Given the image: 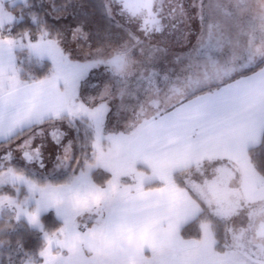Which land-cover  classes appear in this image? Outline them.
<instances>
[{
  "label": "snow or ice",
  "instance_id": "6c2138e0",
  "mask_svg": "<svg viewBox=\"0 0 264 264\" xmlns=\"http://www.w3.org/2000/svg\"><path fill=\"white\" fill-rule=\"evenodd\" d=\"M13 5L20 11L0 5V216L5 209L11 213L0 230V264H147L145 249L155 256L159 241L178 238L172 218L161 229L153 210L167 213L184 194L163 172L164 186L156 191H145L138 174L136 183H124L117 154L137 145L142 155L169 162L190 156L198 163L206 152L234 160L255 123L264 127V47L217 37L181 64L182 55L169 61V49L152 43V36L163 34L161 21L138 26L148 34L142 40L114 18L121 10L133 16L145 11L150 6L144 0ZM66 16L75 19L60 27L48 20ZM225 42L239 51L222 59ZM135 56L143 57L137 79L147 88L143 98L137 92L129 99L143 121L130 136H105L113 108L118 112L125 103L120 87ZM170 65H180V71ZM169 102L171 110L160 114ZM70 134L73 139H67ZM17 158L32 172L19 168ZM49 162L52 168L41 179L36 170H47ZM98 172L106 178L97 180ZM57 174L63 178H51ZM223 180L221 174L207 192L220 193ZM217 204L221 214L235 210ZM198 211L191 208L193 215ZM49 213L55 218L51 227L43 219ZM21 223L40 234L36 247L15 234ZM205 237L210 238L207 228ZM257 264H264V256Z\"/></svg>",
  "mask_w": 264,
  "mask_h": 264
},
{
  "label": "rangeland",
  "instance_id": "374dc122",
  "mask_svg": "<svg viewBox=\"0 0 264 264\" xmlns=\"http://www.w3.org/2000/svg\"><path fill=\"white\" fill-rule=\"evenodd\" d=\"M188 2L186 7L187 23L182 29H177L171 32V34H165L162 37H155L152 43L160 44L162 47L169 49L168 60L170 61L173 54L179 53L186 47L194 46L196 44V37L200 31H231V15H258L261 13V1L262 0H185ZM86 2V0H84ZM13 3V0H0V5L5 7L6 4ZM59 3V0H57ZM92 4L99 3V0H91ZM203 5V7H201ZM47 8V4L44 5ZM7 10V7H5ZM73 10L76 11V6L73 5ZM250 12V13H249ZM119 25H122L124 29L132 34L140 37L142 40L145 36L140 33L137 28L133 26L132 20L121 11L120 14H116L114 17ZM74 16H66L60 20H53L48 17L50 23L55 24L57 27L62 25H68L74 21ZM186 32V33H185ZM121 35L127 42V33L122 32ZM200 35V34H199ZM143 57L135 56L130 58V66L127 70V78L120 87V93H123V99L125 101L117 112L113 108L112 114L109 115L108 122L105 125L106 130H112L114 128L124 127L125 129H135L143 121V114L137 109L133 112V106L135 105L134 99L129 97H135L139 92L141 98L144 97L142 90L147 87V84L143 80L137 79V73L141 69V61ZM141 86L143 88H141ZM140 87V88H139ZM119 94V93H118ZM96 95V93H92ZM162 107L160 110H163ZM105 136H109L104 134ZM67 139H73L70 134ZM67 140L65 141V143ZM75 147V145H74ZM107 147V144H106ZM2 150V149H0ZM78 152V148H77ZM49 153L45 151L46 159ZM54 159V157H52ZM14 163L23 168V171L32 172L33 166H28L23 160L17 158ZM122 163V162H121ZM124 166V172L126 173L122 180L126 184L136 183V175L138 174L143 178L144 184H163L161 180H156L153 177H146V175L140 171H134L130 174L131 170L126 172L127 168ZM52 168L51 162L48 164V169L39 172L41 179H46V172ZM252 168V167H251ZM252 170V176L245 171L242 172L243 181H235V186L228 181V185L223 180L222 191L218 194H211L207 192L206 186L212 181L216 180L223 173L217 166H206L196 171L185 172L180 175V180L186 186H188L194 195L205 207L208 215L215 220L220 221V237L216 238L215 232L212 231L211 224L205 223L202 228V236L199 240H185L180 236V240L177 242L176 238L165 239L169 243L164 242L165 245L157 247L155 256L152 250L145 249L144 256L147 264H153V260L157 264H257L260 258L264 256V239L258 238L256 232L259 226L264 223V179ZM227 171V169H226ZM231 172V170H230ZM101 174V175H100ZM190 174V175H188ZM189 176V180L185 181V176ZM107 176V173L103 174L99 172L96 175L97 180H103ZM257 177V180L254 178ZM53 179H62V174L52 176ZM173 179L171 178V182ZM230 184V185H229ZM217 200L221 203L230 204L235 210L229 211L227 215L221 214L219 211V205ZM11 213L5 209L3 215L0 216V230L3 229L7 217ZM44 223L51 227L54 224L55 218L53 213H49L44 218ZM18 231L17 235H29V227L26 223H21L16 226ZM205 228H207L210 238L205 237ZM34 241L38 244L40 242V234L36 233ZM15 235L13 236V239Z\"/></svg>",
  "mask_w": 264,
  "mask_h": 264
},
{
  "label": "crops",
  "instance_id": "0c3cea01",
  "mask_svg": "<svg viewBox=\"0 0 264 264\" xmlns=\"http://www.w3.org/2000/svg\"><path fill=\"white\" fill-rule=\"evenodd\" d=\"M260 7L262 8L261 13L258 15H231V31L227 32L224 30L221 31H200L198 36L196 37V44L194 46L186 47L184 50L179 51V53H171L173 55L179 54L184 57L181 60V64H184L187 60H192L196 55L197 46L201 45L203 42L212 39L215 40L217 37L224 39L225 41L228 38H231L234 44L245 45L247 43H251L255 48L264 47V20L261 18L264 17V0L261 1ZM250 13V12H249ZM239 51L236 48H230L229 45L225 42L222 46L219 55L222 59L229 57L233 52ZM170 58L172 60L173 58ZM203 59V56H201ZM170 60V61H171ZM171 67H175L176 70L180 71V65H170ZM140 71V68L137 69ZM140 88V87H139ZM141 88H143L141 86ZM147 88V87H146ZM145 88L142 90L144 93ZM174 102V101H173ZM169 102L166 108L160 110V114H165L167 110H171L172 103ZM140 126L138 125L135 129H125L124 127H116L114 128L115 132L112 130L104 129V134L106 135H132L137 131ZM264 137V127H261L259 123H255L252 133L248 138V142L246 146L243 148L242 153L237 152V156L234 157V160H228L226 158L219 157L210 152H206L199 157V162H192L191 157H185L184 160L178 162H169L165 159H158L154 156H144L140 153V149L137 145L125 146L123 147L119 153L117 154V159L120 162L122 170H124V165L126 166L127 174L131 170L130 174L134 171H137L138 168L144 170L142 173L146 175V177H153L156 180H160V173L163 172L166 175H169L172 178L176 174H182L185 172L192 173L200 168L206 166H217L223 173L225 185H228V181L231 184H235V181L242 182V172L248 173L249 175L252 173L253 169L256 170L251 165L249 161V151L255 148H258L263 143ZM175 145H170L169 150L171 151ZM122 162V163H121ZM252 167V168H251ZM227 169V171H226ZM231 170V172H230ZM135 173V172H134ZM257 173V172H256ZM258 174V173H257ZM190 175V174H188ZM185 176V181L189 180V176ZM259 175V174H258ZM252 176V174H251ZM259 177H261L259 175ZM257 180V177L254 176ZM264 179L263 177H261ZM172 185L180 192L184 194V199L175 202L170 206L167 213L161 212L159 208L153 210V215L155 219L158 221L159 227L161 229H167L169 224V217L172 218L173 221V230L175 232L176 241L180 240L181 231L190 223L195 221L203 212V206L201 205V201L193 198L189 191L193 193V191L185 185L186 189L179 188L173 181ZM230 185V184H229ZM146 185L143 184V187ZM235 186V185H234ZM160 189V188H159ZM145 191H156L154 190H146ZM194 194V193H193ZM195 195V194H194ZM196 196V195H195ZM195 206L199 209L195 215L192 214L191 208ZM169 243V241L163 239L159 241L158 247H162L164 242Z\"/></svg>",
  "mask_w": 264,
  "mask_h": 264
},
{
  "label": "trees",
  "instance_id": "16d2710c",
  "mask_svg": "<svg viewBox=\"0 0 264 264\" xmlns=\"http://www.w3.org/2000/svg\"><path fill=\"white\" fill-rule=\"evenodd\" d=\"M5 7H7V10H11V11H16L19 12L20 8L18 6H14L13 3L10 4H6ZM43 10V9H42ZM81 139H84L83 135H81ZM80 152V149L78 148V153ZM249 161L251 163V165L254 167V169L256 170V172L264 178V137H263V143L261 144V146H259L258 148L252 149L249 151ZM138 171L140 172H144L143 169L138 168ZM103 174V172H101ZM99 174V172L97 173V175ZM101 175V174H100ZM180 175L181 174H176L172 177L173 182L181 189H186L185 185L182 183V181L180 180ZM163 184H149L146 185L144 187V189L146 190H154V189H159L161 187H163ZM190 195L197 199L194 194L192 192H190ZM198 200V199H197ZM201 205L203 206V204L201 203ZM205 223H210L211 224V228L212 231L215 232L216 234V238L220 237V221L212 219L205 207L203 206V212L202 214L192 223H190L189 225H187L182 231H181V236L183 239L185 240H199L201 239L202 236V232H201V228ZM27 229L29 230V235L27 234L26 237L29 241L27 247H36L38 245V243L36 241H34L33 238H35L34 236H36V233H32L30 231H32V229H30V227H27ZM219 231V232H218ZM25 236V235H24ZM15 239V238H14Z\"/></svg>",
  "mask_w": 264,
  "mask_h": 264
},
{
  "label": "flooded vegetation",
  "instance_id": "af4514ba",
  "mask_svg": "<svg viewBox=\"0 0 264 264\" xmlns=\"http://www.w3.org/2000/svg\"><path fill=\"white\" fill-rule=\"evenodd\" d=\"M188 2L185 0H153L152 15L148 11H143L135 16L128 14L127 12L121 10L125 13L133 23V26L137 28L138 26H143L144 21H151L153 19L161 21V27L163 29L162 35L152 36L151 39L155 37H162L165 34H171V32L177 29H182L187 23L186 7ZM139 31V30H138ZM143 36L148 35L145 32L139 31ZM186 33V32H185Z\"/></svg>",
  "mask_w": 264,
  "mask_h": 264
},
{
  "label": "water",
  "instance_id": "95a60500",
  "mask_svg": "<svg viewBox=\"0 0 264 264\" xmlns=\"http://www.w3.org/2000/svg\"><path fill=\"white\" fill-rule=\"evenodd\" d=\"M144 2L146 4H148L150 7L146 9V11H148V13L150 14V16L152 15V8H153V0H144ZM127 12V11H125ZM128 14H130L129 12H127ZM256 236L258 238L264 239V223H262L257 232H256Z\"/></svg>",
  "mask_w": 264,
  "mask_h": 264
}]
</instances>
